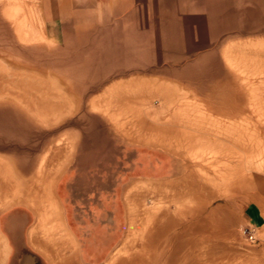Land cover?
<instances>
[{
  "label": "rangeland",
  "instance_id": "obj_1",
  "mask_svg": "<svg viewBox=\"0 0 264 264\" xmlns=\"http://www.w3.org/2000/svg\"><path fill=\"white\" fill-rule=\"evenodd\" d=\"M0 174V264H264V0H0Z\"/></svg>",
  "mask_w": 264,
  "mask_h": 264
},
{
  "label": "crops",
  "instance_id": "obj_2",
  "mask_svg": "<svg viewBox=\"0 0 264 264\" xmlns=\"http://www.w3.org/2000/svg\"><path fill=\"white\" fill-rule=\"evenodd\" d=\"M155 44L158 45V51L161 50V43L160 42H156ZM156 82H157V80H156ZM130 143H134V144H138V145H144L143 143H139V142H130ZM152 149H161V148L152 147ZM169 153H171V154H173V155L181 158V159L178 158V159L181 160L180 163H179V165L182 166V170H183V173H184V170H186L187 167L189 166V165H187V161L185 160V158H183L182 156H179L176 152L175 153L169 152ZM158 170H160L163 173H165V172L168 171V169L165 168V167L162 168V169H158ZM158 170L155 169V171H152V170H146L145 167H140L139 168V171H141L142 173H144L146 171L147 172L150 171V172H155L156 173V172H159ZM183 175L184 174H182V176L180 175L178 177H175L174 178V179H176L175 182L176 183H180V182H182V180L186 179V176L185 175L183 176ZM54 184H53V186H52V184H50V187H49V189H50V195H51L50 197L52 199H54V203L56 201V207L53 208V210L51 211V213H49V215H47L46 218H39L41 216H38V215L36 216V215L33 214V212L31 210H29L31 212V214L36 217V222L28 230V233H27V243H28V238H29V242H30V231L32 230V228H34L36 226H40L41 223L44 224V225L46 223H51V225H50L51 228L50 229H51V232H54V233H52L53 234V236H52V240L53 241L52 240L50 241L49 238H47L48 237V233L46 232L47 234L45 235L44 234V231L42 230L43 228L42 229L40 228V231L38 232V235L36 236V240H37L38 246L40 247V251H42V252H48L49 250H51V251L52 250H55L56 255H58L57 257L58 258H61V256L63 257L67 253V251L69 250V248L66 247V244L67 243H66V240H65L64 235H69V237H70V240L69 241L72 243V246H74L76 243H75V240L72 238L71 234L69 233V231L67 230L65 224L63 222H61V216H62L61 215V205H60L59 197H58V195L54 191ZM141 184H145V183L143 182ZM157 184H159V183H154V182L149 183V185H152L154 188H156L155 189L156 194L159 193L157 191V186H156ZM127 193H128V191L123 196L124 197V200H125V202L127 204L131 205L130 202H129V197H128ZM32 249H34V248H32ZM115 250H117V249H115ZM0 252H1V250H0ZM46 259L49 262V264H54V262H55V260H54L55 257L53 255H51V257H48ZM63 259L64 258L60 259L59 262H57V264H68V262H67L68 260L65 261V263H64V260Z\"/></svg>",
  "mask_w": 264,
  "mask_h": 264
},
{
  "label": "bare ground",
  "instance_id": "obj_3",
  "mask_svg": "<svg viewBox=\"0 0 264 264\" xmlns=\"http://www.w3.org/2000/svg\"><path fill=\"white\" fill-rule=\"evenodd\" d=\"M32 97H33V95H32ZM24 99H25V97H24ZM45 165H46V162H45ZM44 172L46 173V171H44ZM40 174H42L41 171H40ZM49 174H50V172H49ZM37 176H36V178H37ZM43 178H44V180L40 179L41 181H44L41 184H37L36 182H34V183H31L30 185H27L26 188H24V191L22 192V196L20 195V197H22L24 203H26L28 205V207L31 208V210L33 211L34 215H36V216L37 215L38 216H42L43 214H47L48 212H50L53 209V207H50L48 205V202L52 199L50 197L51 195H50V189H49L52 180L51 181L48 180L47 177L46 178L43 177ZM5 189L6 188L0 186V191H1L0 192V208L3 207V206H5V205H8L10 203V201H13V200H16V199L19 200V198L17 197L18 195L16 196V194H15V190H17L18 188L17 189L16 188L14 189V187H12V188L10 187L9 188V191H10L11 195L14 196L11 200H9L8 199L9 197L7 196V194H10V193L6 192ZM53 200L54 199H52V201H50V202H53Z\"/></svg>",
  "mask_w": 264,
  "mask_h": 264
},
{
  "label": "built area",
  "instance_id": "obj_4",
  "mask_svg": "<svg viewBox=\"0 0 264 264\" xmlns=\"http://www.w3.org/2000/svg\"><path fill=\"white\" fill-rule=\"evenodd\" d=\"M240 233L243 235V237L248 240V241H253V233L251 232V230H249L246 227H242L240 230Z\"/></svg>",
  "mask_w": 264,
  "mask_h": 264
},
{
  "label": "flooded vegetation",
  "instance_id": "obj_5",
  "mask_svg": "<svg viewBox=\"0 0 264 264\" xmlns=\"http://www.w3.org/2000/svg\"><path fill=\"white\" fill-rule=\"evenodd\" d=\"M13 245V248H15V244H12ZM36 264V263H35Z\"/></svg>",
  "mask_w": 264,
  "mask_h": 264
}]
</instances>
